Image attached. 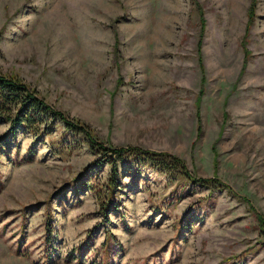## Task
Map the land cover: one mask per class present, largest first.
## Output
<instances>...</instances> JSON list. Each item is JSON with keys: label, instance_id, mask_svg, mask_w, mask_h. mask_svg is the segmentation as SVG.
<instances>
[{"label": "rangeland", "instance_id": "obj_1", "mask_svg": "<svg viewBox=\"0 0 264 264\" xmlns=\"http://www.w3.org/2000/svg\"><path fill=\"white\" fill-rule=\"evenodd\" d=\"M0 70L207 183L0 121V264H264V0H0Z\"/></svg>", "mask_w": 264, "mask_h": 264}, {"label": "trees", "instance_id": "obj_2", "mask_svg": "<svg viewBox=\"0 0 264 264\" xmlns=\"http://www.w3.org/2000/svg\"><path fill=\"white\" fill-rule=\"evenodd\" d=\"M54 118H59L67 129L83 135L89 147L99 152L102 156L99 159L102 160L104 158L110 164L112 171L115 170V165L118 161L131 157L134 163H146L159 171L177 172L189 179L195 178L177 157L167 152L139 149L132 146H109L98 142L91 135L88 126L84 122L67 117L59 109H55L48 104L26 82L13 75L2 73L0 70V121L8 122L9 131H13L14 127L17 126L38 133L37 131L47 127L51 128ZM108 180L105 187L106 194L110 193L114 185V176ZM195 181L203 185L207 184L205 180L200 178H195ZM208 184L216 187V182L212 183V181H209ZM101 201L104 204L105 202L107 203L105 198L101 199ZM100 207L104 208L103 204ZM49 233L50 229L47 228L45 238H48V242L51 243ZM46 254L48 255L49 253L46 251ZM70 257L66 255L64 260L68 261ZM78 264H81V261H78Z\"/></svg>", "mask_w": 264, "mask_h": 264}]
</instances>
